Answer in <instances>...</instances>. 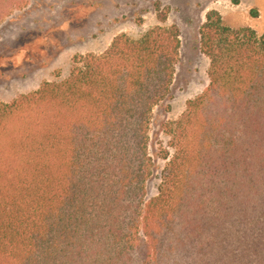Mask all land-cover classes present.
<instances>
[{
    "label": "trees",
    "instance_id": "16d2710c",
    "mask_svg": "<svg viewBox=\"0 0 264 264\" xmlns=\"http://www.w3.org/2000/svg\"><path fill=\"white\" fill-rule=\"evenodd\" d=\"M26 2L0 0V22ZM181 46L177 24L122 33L0 102V264H264V32L207 11L209 82L166 124L175 152L147 198Z\"/></svg>",
    "mask_w": 264,
    "mask_h": 264
},
{
    "label": "rangeland",
    "instance_id": "374dc122",
    "mask_svg": "<svg viewBox=\"0 0 264 264\" xmlns=\"http://www.w3.org/2000/svg\"><path fill=\"white\" fill-rule=\"evenodd\" d=\"M210 9L218 10L231 27L249 25L264 32V0H27L0 22V102L67 76L76 54L101 53L119 34L138 38L155 25L177 24L182 46L175 77L169 94L151 113L153 170L146 185L151 198L175 152L166 124L177 120L187 101L209 82L199 28Z\"/></svg>",
    "mask_w": 264,
    "mask_h": 264
}]
</instances>
